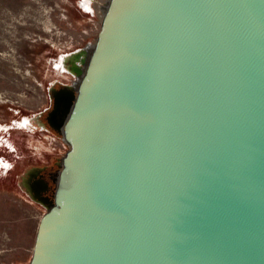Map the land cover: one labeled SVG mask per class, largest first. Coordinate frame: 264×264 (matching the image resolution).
I'll use <instances>...</instances> for the list:
<instances>
[{
	"label": "water",
	"instance_id": "1",
	"mask_svg": "<svg viewBox=\"0 0 264 264\" xmlns=\"http://www.w3.org/2000/svg\"><path fill=\"white\" fill-rule=\"evenodd\" d=\"M64 63L28 264H264V0H109Z\"/></svg>",
	"mask_w": 264,
	"mask_h": 264
},
{
	"label": "rangeland",
	"instance_id": "2",
	"mask_svg": "<svg viewBox=\"0 0 264 264\" xmlns=\"http://www.w3.org/2000/svg\"><path fill=\"white\" fill-rule=\"evenodd\" d=\"M108 1L0 0V124L13 149L0 150V264L30 261L46 208L29 197L21 175L31 165L60 162L69 148L35 118L51 103L50 86L78 83L61 57L91 50Z\"/></svg>",
	"mask_w": 264,
	"mask_h": 264
},
{
	"label": "flooded vegetation",
	"instance_id": "3",
	"mask_svg": "<svg viewBox=\"0 0 264 264\" xmlns=\"http://www.w3.org/2000/svg\"><path fill=\"white\" fill-rule=\"evenodd\" d=\"M61 65L64 70L69 72L66 69L65 64L61 63ZM67 85L69 84L55 83L50 87L55 90H58ZM50 98H51V95H50ZM51 108H52V100H51L50 105L46 109H44L43 111L37 114L35 121L39 127L55 131L46 120L47 113L51 110ZM26 122L27 120L25 121V123ZM2 126L3 125L0 124V150L2 148H5L8 151H12L13 149L10 148L7 141L3 140L5 137L4 135L1 134V131L3 130ZM0 158H2L1 154H0ZM1 165H0V168H3V166ZM6 169H9V167H7ZM57 170H58L57 163L53 165L52 164L31 165L21 175L20 181L24 189L26 190L27 194L33 201L44 205V204L49 203L52 200L54 186H55V183L53 180L57 174L56 172ZM30 171H33L32 174L29 173Z\"/></svg>",
	"mask_w": 264,
	"mask_h": 264
},
{
	"label": "bare ground",
	"instance_id": "4",
	"mask_svg": "<svg viewBox=\"0 0 264 264\" xmlns=\"http://www.w3.org/2000/svg\"><path fill=\"white\" fill-rule=\"evenodd\" d=\"M90 1V0H89ZM90 5V4H89ZM91 10V5H90V9ZM105 11V10H104ZM69 56V53H66L64 54L62 57H61V63L65 64V60L67 59V57Z\"/></svg>",
	"mask_w": 264,
	"mask_h": 264
}]
</instances>
